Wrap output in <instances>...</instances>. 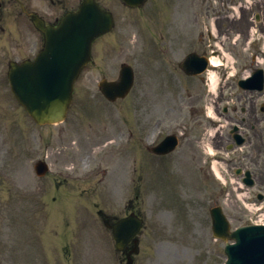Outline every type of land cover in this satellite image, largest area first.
I'll return each mask as SVG.
<instances>
[{"label":"rangeland","instance_id":"374dc122","mask_svg":"<svg viewBox=\"0 0 264 264\" xmlns=\"http://www.w3.org/2000/svg\"><path fill=\"white\" fill-rule=\"evenodd\" d=\"M156 1H159L158 6H156ZM226 1L152 0L151 4L141 10L126 12L125 21L121 20L118 23L117 34L107 39L109 46L106 47V55L97 57V62L101 66L89 68L79 80L75 107L76 124L84 123L83 125L88 130L91 129L88 128V123L92 116H87L91 110L87 108L83 110L81 103H102L99 99L97 83L104 76L114 78L117 75L115 70H101L102 66L114 57L118 60L116 64L125 61L134 67L136 86L128 99L115 105L117 108L112 107L111 110H105L95 107L100 109L99 112L104 113L102 114L104 119L107 116L114 117L117 113H121L128 120L127 132L135 133L137 128L144 131L149 130L147 125L151 127L158 117L166 123L176 122V124H180V117L188 115L190 108L185 92L187 84L177 74L179 71L177 64L189 51L210 54L212 50L221 48L226 53L229 60L226 59L224 63L227 67L221 68L217 72L219 81H221L219 95L221 97L222 93L226 99L231 91L236 90L233 81L225 83L228 80L226 71L228 75L232 74V67L235 66L237 71L244 72L253 67L254 56H258L260 60L264 58L261 54L262 49H264V40L258 42L256 47L253 46L251 52L246 51L247 41L250 38L249 30L255 24H251L247 18L236 20L216 16L219 10L227 7ZM257 10L258 8L254 9V11ZM215 31L219 34L218 38L213 34L212 37L208 36V33ZM237 36H239V41L235 44ZM200 38H203V44H200ZM157 49L164 51V53L162 55L159 53L158 57L152 60L148 54ZM96 54L98 55L97 52ZM230 57L235 62H232ZM152 61L154 62L151 63ZM166 83L168 84L167 87ZM188 85H191L194 90H198L199 86H202L196 80L188 82ZM203 104L206 103L203 102ZM74 110L71 111L69 120L65 124L39 128L34 126L24 112L8 98L6 101L0 102V170L20 163L25 166L28 173H31L28 166L30 158L35 160L48 156L47 160L51 163L53 170L57 168L54 173L52 171L53 176L59 170L70 173V170L61 166L63 165L62 159H60L61 163H58V159L54 155H57L56 148L61 141L69 136V129L74 119ZM91 122L94 123L92 119ZM142 123H145L143 127ZM78 128L82 127L78 126ZM79 131H84V129ZM78 135L76 134V140ZM83 137L84 135L80 136L82 147L87 149L90 147V143L85 141ZM120 137L116 136L115 139ZM133 144V141L129 143L130 150L133 148ZM30 146H34V148L32 154L28 156ZM130 153L131 158L127 157V162H125L126 172L128 175L131 174L127 181L129 198L139 195L137 208L144 214L147 223L146 231L142 236L141 254L136 263L222 264L225 261L222 253L223 243L216 241L212 236L208 212V206L212 202L208 201L207 204L204 201L203 195L200 193L202 187L195 188L192 185L191 194H189L188 189L184 198L177 197L180 203L178 209L177 207H166L164 203L161 204L166 195L162 191H158L155 186L156 182L161 183L160 177L155 180L152 174L144 175L142 167L136 168L132 162L137 159L138 150H133ZM126 154L128 156L129 152ZM12 155L17 156L15 164L10 163L9 157ZM64 157L63 155L64 164L74 161L72 158ZM144 158H146L145 155ZM193 165V163L184 160L180 166L182 168L173 169L172 181L176 185L189 186L194 184V178L188 177L192 168L196 170L192 167ZM133 168H136L138 173L134 172ZM160 170L165 171L166 168L162 167ZM31 174L35 178L34 173ZM165 175L161 177L163 183H165V178L169 176V174ZM197 175L199 174L197 173ZM100 178H102L101 174L96 177L95 182ZM36 180L32 179V182L37 183L38 180ZM168 182L171 183L170 176ZM207 183L210 181L207 180ZM231 186L228 184L227 188L232 190ZM160 188L163 190V186ZM165 192L169 196L167 203L177 205L173 192L167 188H165ZM102 193L109 194L108 191ZM102 193L98 192L95 201H100ZM214 195L206 196H209L211 200ZM225 197L226 194L220 199V202H225ZM106 202L108 205H117L118 198H110ZM228 203L237 205V201L234 199L233 204L231 201ZM239 203L241 204V202ZM226 208H228L226 210L236 224L244 217V214L238 212L233 206L228 207L227 205ZM50 211L56 213L58 210L52 209ZM61 212L72 214L69 218L70 221H74L76 218V223L84 222L77 230L75 228L79 242L74 247V264H118L114 254L112 260L108 238L97 227H94L90 211L85 210L80 205L76 214L67 210H61ZM182 213L184 217L180 216ZM4 218L7 219L4 221L5 228H7L6 232L11 235L9 218L8 216ZM28 219L23 217L20 220H13L15 227L13 231L15 246L11 251L13 264H54V262L65 264L64 260L59 261L55 257L62 237L46 236L44 238L39 233L42 221L43 224H47L51 217L47 216L42 220ZM61 221L60 223L54 222L61 225ZM2 223L0 222V225ZM88 242L89 244H87Z\"/></svg>","mask_w":264,"mask_h":264},{"label":"flooded vegetation","instance_id":"af4514ba","mask_svg":"<svg viewBox=\"0 0 264 264\" xmlns=\"http://www.w3.org/2000/svg\"><path fill=\"white\" fill-rule=\"evenodd\" d=\"M72 3L73 0H0V40L6 43L0 46V57L17 51L28 55L37 43L31 42L32 24L29 21L22 23L17 16L22 14V7L38 13L48 24L56 25L67 11L76 9Z\"/></svg>","mask_w":264,"mask_h":264},{"label":"water","instance_id":"95a60500","mask_svg":"<svg viewBox=\"0 0 264 264\" xmlns=\"http://www.w3.org/2000/svg\"><path fill=\"white\" fill-rule=\"evenodd\" d=\"M99 23V19L96 18L95 21L89 22L87 24H82L80 26L81 30L80 33L76 36V39H74L73 41H71L70 46L71 48L76 46V40L82 41L84 39V52L82 53V59H81V64L87 59L88 56V52H89V45H90V41L92 39V37L97 33V31H92L91 29L95 26L98 25ZM81 52V51H80ZM80 69V66H76V64H74L72 66L71 69V76H70V81L75 78V76L77 75L78 71ZM69 76V75H68ZM129 84H124L122 88H120V90H126L128 88ZM69 89H70V84H69ZM66 93V92H65ZM69 99V97L67 98V100ZM66 101H61L60 103L62 104H66ZM250 249H252L254 246H261L262 247V242L257 241V242H253V241H246L245 242ZM235 264H238V262H236Z\"/></svg>","mask_w":264,"mask_h":264},{"label":"bare ground","instance_id":"6f19581e","mask_svg":"<svg viewBox=\"0 0 264 264\" xmlns=\"http://www.w3.org/2000/svg\"><path fill=\"white\" fill-rule=\"evenodd\" d=\"M211 63L214 66H220V60H219V58H212L211 59ZM214 79H215V75H214V73H212V80L214 81ZM213 87L215 89V87H216V80H215V84H214Z\"/></svg>","mask_w":264,"mask_h":264}]
</instances>
